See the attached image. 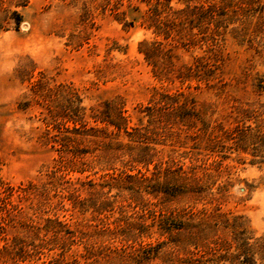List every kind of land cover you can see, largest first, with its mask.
I'll return each instance as SVG.
<instances>
[{"label":"rangeland","instance_id":"374dc122","mask_svg":"<svg viewBox=\"0 0 264 264\" xmlns=\"http://www.w3.org/2000/svg\"><path fill=\"white\" fill-rule=\"evenodd\" d=\"M204 1L169 4L181 9ZM154 4L0 0V195L23 207L34 224L60 230L47 220L58 217L76 233L62 254L53 242L44 243L41 252L33 249L45 235L51 238L52 230L33 234L11 228L8 236L18 232L27 251L11 258L3 253L6 241L0 236L5 255L0 264H48L54 258L70 264H188L180 259L199 256L202 247L191 243L186 229L170 234L164 221L192 222L214 212L240 218L254 238L264 234V0H229L218 29L212 22L201 31L179 24L168 38L156 32L149 17ZM153 40L162 41L165 50L156 65L141 50L147 48L144 41ZM198 56L215 63L209 66L211 75L179 76ZM164 93L170 95L164 97L170 108L145 116V106H155ZM106 100L121 101L131 124L142 116L149 124L147 169L139 164L131 170L118 159L103 164L97 148L102 137L94 135L76 136L91 150L85 154L89 165L80 166L84 171L68 164L71 152L62 153L68 159L60 158L53 134L84 122L105 125L93 115ZM118 138L126 142L129 137L121 133ZM137 168L147 181L126 177ZM111 175L122 176L125 186H105L101 196L91 195L89 185L74 195L62 188L65 180L101 182ZM30 181L39 189L29 198L6 190ZM129 185L134 188H125ZM44 188L49 201L41 205ZM105 200L110 205L99 213L96 207ZM126 222L143 223L144 233L133 238L108 230ZM133 230L138 233V226ZM222 233L231 234L221 227Z\"/></svg>","mask_w":264,"mask_h":264},{"label":"trees","instance_id":"16d2710c","mask_svg":"<svg viewBox=\"0 0 264 264\" xmlns=\"http://www.w3.org/2000/svg\"><path fill=\"white\" fill-rule=\"evenodd\" d=\"M227 1L229 0H205L193 6L188 5L187 8L175 9L169 4V0L164 2L162 0H155V4L149 13V17L153 21L154 25L157 27V33H163L166 38L170 37L176 27L181 24L184 26L185 23L189 24V28L196 26L198 30L206 29L209 22H212L217 29L219 26L223 25V22L226 18L222 17L227 7ZM166 12V17H161L162 13ZM185 16V17H184ZM206 22V23H204ZM152 23V24H153ZM203 24L205 26H203ZM175 28V29H174ZM194 32H190V36H195ZM182 39V36H179ZM147 45L146 49H141L144 51L147 60L156 65L158 62L157 58L165 50L162 47V41L153 40L152 42H143ZM167 53V52H166ZM164 56V55H163ZM201 57L198 56L194 64L188 65L185 67L186 70H183L179 76H201L198 77L200 80L202 78H208L211 75V60L202 61ZM157 60V61H156ZM210 66V67H209ZM206 78V79H207ZM164 97H170L169 94L164 93L161 100L155 102V106L146 105L143 109L150 116L162 112L166 108H170V103ZM174 107V106H172ZM156 110V113H155ZM148 112V113H147ZM142 117H138L139 123H133L132 116L126 113L123 103L117 100H106L104 102V107L100 109V112L95 113L93 118L95 121L105 122V125H89L84 122L79 126L76 124L72 127L64 126V129L57 131L53 134L55 143H60V147L57 148L61 152L60 158L66 160L64 154L66 152H71L73 155L69 159L70 166H78L79 171H84L83 168L85 165H89V162L85 158V154L91 150L87 147L80 146V142L77 141L78 135H94L97 137H102L101 143H99V149L101 153L98 154L99 158H103L102 162L105 165H111L114 161L121 160L124 166H130L128 168L135 169L137 165L142 164L147 169V163L152 161V155L149 153L151 148L148 145L149 136V124L142 122ZM52 120H56L55 118ZM50 122V121H47ZM75 122V121H74ZM59 127V126H58ZM58 129V128H57ZM123 133L125 136H128V141L124 142L118 137ZM61 134V136H59ZM95 150V149H93ZM126 157V158H124ZM64 163V161H62ZM83 166V167H80ZM181 169V168H180ZM167 170L172 172L171 167H168ZM137 173H126V177L132 179L133 181H147V174L142 171V168H137ZM123 172V171H122ZM122 176L111 175V180H103L101 182H96L93 179H78L80 182H73L71 180H65L64 183L68 185L62 187L64 189H69V193L74 195L79 192L81 188L85 185H89V192L91 195L95 193H100L105 186L109 188H119L123 185L124 179ZM77 183H80L79 185ZM42 186H46L45 183H42ZM99 186V190H95ZM8 188V189H7ZM7 191H19L21 198H29L32 192H36L39 189L38 184L30 181L27 185H20L18 187H7ZM127 189L134 188L133 186L125 187ZM44 191L41 192L42 198L46 201H42L41 205L48 204L49 197L45 194ZM137 190V189H136ZM10 193V192H9ZM77 195H80L79 193ZM80 203H85V199H79ZM109 201L105 200L104 203H101L96 207V210L99 213H102L103 210L107 209L109 206ZM23 207L19 204L14 203L9 200L8 196L0 195V236L6 241L4 254L9 255L11 258L15 256H21L22 253H25L27 250L25 248L26 242L23 236H19L18 232L13 234L12 237H9V230L12 228L14 231L27 230L29 233L39 234L43 229L48 231H53V236L48 240L43 237L42 244H33L34 251L41 252L40 248L46 247L44 243L53 242L58 244L63 249L62 254L66 251V246L70 243L75 242L76 233L74 230L65 228V225L56 218H47L50 223H58L62 229H51L47 226H41L40 224L36 225L33 223L31 217H26L23 214ZM244 222L238 217H229L224 212H214L206 213L202 215L197 221H173L172 218H167L164 221V229L173 234V229H186L193 241L191 243L196 247H202L198 253L199 256H196L192 253L190 258H181L180 262H187L188 264H218L220 262L230 264H264V234L262 236L254 238L251 236L250 230L243 224ZM143 223H137L135 225L133 222H126L125 226L119 227L117 230L109 229L111 233L118 231L124 237H135L144 233L142 229ZM139 228L138 233H135L133 228ZM229 229L231 234H218L220 228ZM26 228V229H24ZM105 229H103L104 231ZM61 232L64 234L59 235ZM84 237V236H80ZM11 238L10 243L8 240ZM152 246L148 249L150 251ZM38 249V250H37ZM139 251L147 252V247H140ZM0 254V260L2 258ZM147 258V255L146 257ZM48 264H70L64 259L54 258L48 262ZM74 264V263H71ZM81 264H93V262L85 261Z\"/></svg>","mask_w":264,"mask_h":264}]
</instances>
